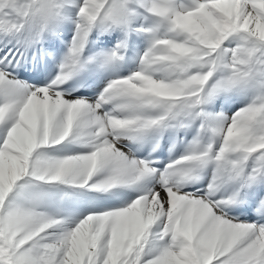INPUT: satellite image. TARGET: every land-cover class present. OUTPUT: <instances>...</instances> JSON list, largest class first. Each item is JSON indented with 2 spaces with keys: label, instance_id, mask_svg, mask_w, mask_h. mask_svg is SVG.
Wrapping results in <instances>:
<instances>
[{
  "label": "snow or ice",
  "instance_id": "1",
  "mask_svg": "<svg viewBox=\"0 0 264 264\" xmlns=\"http://www.w3.org/2000/svg\"><path fill=\"white\" fill-rule=\"evenodd\" d=\"M0 264H264V0H0Z\"/></svg>",
  "mask_w": 264,
  "mask_h": 264
}]
</instances>
